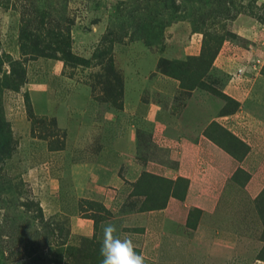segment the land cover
Instances as JSON below:
<instances>
[{"label":"rangeland","instance_id":"obj_1","mask_svg":"<svg viewBox=\"0 0 264 264\" xmlns=\"http://www.w3.org/2000/svg\"><path fill=\"white\" fill-rule=\"evenodd\" d=\"M239 36L258 44L264 72V0H0V264H100L110 215L84 199L62 211L71 158L63 166L55 152L79 149L84 130L96 151L129 126L137 157L154 152L151 124L123 112L137 96L171 115L230 112L213 63ZM167 189L142 173L123 206L159 207ZM238 218L241 248L264 261V188Z\"/></svg>","mask_w":264,"mask_h":264},{"label":"crops","instance_id":"obj_2","mask_svg":"<svg viewBox=\"0 0 264 264\" xmlns=\"http://www.w3.org/2000/svg\"><path fill=\"white\" fill-rule=\"evenodd\" d=\"M239 39L243 46L224 43L213 63L226 76L220 93L231 101L230 112L204 117L201 104L202 118L171 115V108L166 112L137 96L134 103H124L123 112L151 124L153 154L137 157L132 126L96 151L89 148L86 130L75 137L79 149L75 143L71 150L56 151L63 166L71 158L70 173L57 184L62 211L72 204L76 212L74 202L81 199L101 204L116 234L121 239L130 236L135 251L151 264H264L241 248L237 232L245 199L264 188V72H254V62L263 61L258 44ZM73 116L79 129L89 124ZM142 173L168 182L162 207L124 208ZM139 200L142 206L144 197ZM99 231L94 230L97 235Z\"/></svg>","mask_w":264,"mask_h":264},{"label":"clouds","instance_id":"obj_3","mask_svg":"<svg viewBox=\"0 0 264 264\" xmlns=\"http://www.w3.org/2000/svg\"><path fill=\"white\" fill-rule=\"evenodd\" d=\"M103 236L99 255L102 257L100 264H144L145 258L135 251L132 238L123 239L117 235L115 224H106L103 228Z\"/></svg>","mask_w":264,"mask_h":264},{"label":"trees","instance_id":"obj_4","mask_svg":"<svg viewBox=\"0 0 264 264\" xmlns=\"http://www.w3.org/2000/svg\"><path fill=\"white\" fill-rule=\"evenodd\" d=\"M226 98V97H225ZM229 100V99H228ZM168 183V182H167ZM168 186H169V184H168ZM167 193H168V191L166 192V197H167ZM166 197H165V199H166ZM164 202H165V200H164ZM164 202H163V204H164ZM163 204L161 205V206H159V207H154V208H145V209H148V210H150V209H158V208H160V207H162L163 206Z\"/></svg>","mask_w":264,"mask_h":264}]
</instances>
